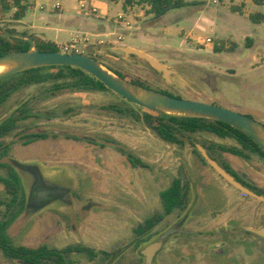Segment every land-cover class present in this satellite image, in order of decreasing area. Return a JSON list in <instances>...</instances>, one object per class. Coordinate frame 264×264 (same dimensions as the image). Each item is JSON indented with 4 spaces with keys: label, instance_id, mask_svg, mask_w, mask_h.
<instances>
[{
    "label": "rangeland",
    "instance_id": "374dc122",
    "mask_svg": "<svg viewBox=\"0 0 264 264\" xmlns=\"http://www.w3.org/2000/svg\"><path fill=\"white\" fill-rule=\"evenodd\" d=\"M102 1L109 5L111 14L118 10L119 5ZM188 1L194 4L168 11L159 25L151 19L144 20L139 29L141 36L146 37L148 26L153 27V37L163 35L157 31L164 33L159 43L162 48L171 49L161 52L152 46L147 50L178 73L172 84L166 83L146 60L120 51L100 55V64L119 72L126 81L137 80L182 99L230 106L264 124V21L255 24L248 17L256 11L264 14V6L252 7L250 1L248 5L235 4L239 0ZM56 2L69 9L76 4L74 0H30L23 24L12 20V9L2 15L0 28L22 33L26 26H42V17L46 16L61 26L59 15L65 18L72 12H50ZM241 4V10H231ZM136 9L143 17L146 10ZM123 35L125 42H130V36ZM207 37L212 43L204 45L202 41ZM70 39L65 33L58 42L63 45ZM220 42L227 49L232 44L234 48L215 52L213 48ZM107 46L103 48L108 50ZM95 48L84 49V55L96 53ZM52 86L50 81L15 92L0 108V121L17 113L20 107L31 110L32 116L19 120L4 143L12 147V159L37 165L45 180H56L59 174L73 192L69 197L72 207L58 202L39 210L29 208L8 230L13 244L56 249L80 244L108 254L100 253L88 260L85 255L73 253L75 264H143L139 250L182 221L181 229L197 233L170 236L155 257L156 264H264V242L242 229L264 222V202L226 183L194 153L192 142L196 149L201 145L199 141L213 145L210 152L219 162L264 192L263 159L248 152V157L242 158L222 151L219 145L238 144L231 138L208 133L196 134L183 145L165 142L143 120L145 113L154 116L155 111L139 107L111 90L55 92ZM26 130L54 131L57 137L23 146L19 136ZM129 156L132 162L138 160L142 164L133 165ZM174 178H180L187 189L185 206L156 223L142 235L147 242L139 243L133 229L146 218L161 213L160 192ZM25 188L28 192L29 188ZM0 193L4 194L2 186ZM247 239L254 240L257 246H244ZM222 240L225 245L226 240L235 244L230 247L231 256L225 259H221ZM0 264L20 263L0 252Z\"/></svg>",
    "mask_w": 264,
    "mask_h": 264
},
{
    "label": "trees",
    "instance_id": "16d2710c",
    "mask_svg": "<svg viewBox=\"0 0 264 264\" xmlns=\"http://www.w3.org/2000/svg\"><path fill=\"white\" fill-rule=\"evenodd\" d=\"M115 1V0H109ZM126 5H129L133 2V0H125ZM251 2L256 6H264V0H251ZM137 4H144L148 6V9L145 11V15H151V20L153 22L159 21L168 11L182 8L186 6H190L194 4V1H186V0H136ZM244 4L237 6H232L231 10L233 12H237L241 10ZM29 7L28 0H0V21L1 17L4 13L11 11L14 9L12 13V20L19 21L21 20L27 9ZM249 20L252 23L260 24L264 21V14L260 11H256L254 13L249 14ZM1 32H16L14 29H1ZM23 35H27L31 37L34 41V47L38 51H49V52H60L58 45L52 42L45 41H37L33 36L28 35L26 32H22ZM250 41V39H247ZM29 42L23 38L17 37H6L0 34V56L5 55L10 52L15 51H27L29 49ZM234 48V44L227 49L224 42L217 43L214 46L215 52H222L227 50H232ZM87 56L95 58L99 61L100 55L92 52H88L85 54ZM56 70L55 73H52V70ZM109 69V68H108ZM112 71L114 74L119 76L122 79L125 77L119 72ZM52 82L55 92L61 91H69V92H77V91H87V92H101V91H109L108 88L105 87L103 83L97 80L92 75L83 71L82 69L72 67V66H64V65H53V66H42L27 69L24 71L17 72L15 74L9 75L0 80V104L5 102L12 93L19 90L20 88H25L29 86L38 85L41 86L48 82ZM129 82L148 88L143 82L137 80H129ZM154 90V89H153ZM158 91V90H157ZM162 93H166L168 95L174 96L169 92L160 91ZM180 98L179 96H175ZM116 110V109H114ZM123 113L122 111L118 110ZM23 115H19V117H15V114L9 116L3 122L0 123V136L8 132L14 125L15 122ZM21 119V118H20ZM143 120L145 124L155 133L157 137L161 140L183 145L187 140H192L195 138L196 134L208 133L212 134L219 138H231L237 142L240 146H231L225 147L223 145H219L218 148L222 151L229 152L233 155L240 156L243 158L247 157V152L252 153L260 157L264 160V151H262L254 141L242 133L241 131L235 129L234 127L224 123L222 121L201 118V117H190V116H180V115H172L166 113H156V115H151L149 113H145L143 115ZM46 133L41 132L40 134H35L29 137V141L44 138L46 137ZM199 143L207 150L210 157L213 159L214 156L210 152L212 150L213 145H207L205 142ZM192 146L194 147V153L198 155L200 160L207 164L205 160L202 158L200 153L195 148V143L192 142ZM130 160V156L128 157ZM217 161V160H216ZM130 162H132L130 160ZM219 163V162H218ZM133 165H141L138 160L132 162ZM220 164V163H219ZM226 171L230 172L229 168L220 164ZM16 177L17 189L22 190L20 178L18 175ZM245 185L243 182H241ZM249 189L257 192L253 187L247 186ZM187 189L183 186L180 178H174L170 185L160 192V200L162 205V211L160 214L150 216L146 218L142 223L138 224L136 228L133 229V233L135 236L139 237L145 234L147 231L151 230L154 225L164 217L171 215L174 211L180 210L185 206ZM264 195L263 193H261ZM7 223L1 222L0 224V250L4 257L7 259H18L23 261L25 264H75L74 260L71 258L73 253L82 254L87 257L88 260L95 259L98 254H106V252L101 251L97 252L94 249L76 244L67 246L63 249L49 248L46 245H40L38 247L30 248L21 245H14L10 241V238L6 232Z\"/></svg>",
    "mask_w": 264,
    "mask_h": 264
},
{
    "label": "water",
    "instance_id": "95a60500",
    "mask_svg": "<svg viewBox=\"0 0 264 264\" xmlns=\"http://www.w3.org/2000/svg\"><path fill=\"white\" fill-rule=\"evenodd\" d=\"M0 34L6 37L23 38L30 44L27 51H15L0 56V63H14V66L10 70L0 74V80L17 72L36 67L53 65L76 67L95 77L115 94L139 107L157 113L201 117L222 121L250 137L254 143L264 151V140L260 137V134H264V124L246 116L245 114L239 113L233 107L218 106L201 101L177 98L166 93L148 89L120 78L109 69L104 68L100 62L93 57L80 53L68 54L62 52L38 51L34 47L33 39L27 35L18 32L9 33L1 31ZM124 51L128 54L130 53L131 56H137L146 60L156 71L161 73L163 80L168 84H172V79L178 77V73L175 70L170 69L165 64L144 52L128 48H125ZM168 111H175L176 113ZM197 150L200 152L205 162L226 183L235 187L243 194L264 202L263 195L255 193L237 181L232 174L226 171L216 160L208 155L206 149L202 145H197ZM182 223L183 222L180 221L170 226L155 240L145 244L139 250V254L144 259L143 264H156L155 257L170 236L174 234L197 233L196 231L181 229ZM243 229L264 238V227L257 229L244 227Z\"/></svg>",
    "mask_w": 264,
    "mask_h": 264
},
{
    "label": "flooded vegetation",
    "instance_id": "af4514ba",
    "mask_svg": "<svg viewBox=\"0 0 264 264\" xmlns=\"http://www.w3.org/2000/svg\"><path fill=\"white\" fill-rule=\"evenodd\" d=\"M20 89H22V88H20ZM17 91H15V92H17ZM14 93H12L11 96ZM8 99L5 100V102H3L2 104H0V108L8 101ZM14 112L12 114H10V116L13 114H15V117L16 116L19 117V115H23V116H21L20 117L21 119L19 118L15 122V125L8 132H6L2 136H0V186H2L4 189V194L1 195V193H0V224H1V222L7 223V226H6L7 227V229H6L7 234H8L9 228L19 219V217L22 214H26L27 211L29 210V208H32L33 210H39V209H42L48 205H51L53 203H58V202L59 203H67L68 205H70L69 207H72V205H71L72 201L70 200V198L72 197V194H73V192L65 184L66 181L63 182L62 181L63 179L59 177V174L57 176H55L56 180H53V179L45 180L43 178V176H41V172L39 171L37 165L27 164V163H25L26 161H23V163H18L16 160L11 158L10 155H11L12 147L10 145H8L7 143H4V138L7 135L14 132L19 120H25V119L29 118L30 116H32L31 110L28 107H20L18 109L17 113L16 112L14 113ZM8 117H5L3 120L0 121V123L3 122ZM41 132L46 133L47 136L44 138H38V139H35L32 141H29L30 136L35 135V134H40ZM50 136L55 138V137H57V134L54 131H51L49 133L47 131H35V132L33 131L32 132V131L26 130V131L22 132L19 136L21 139L20 144L23 146H26V145L32 144L36 141L46 140ZM72 139L73 140H80V138H78V137H73ZM84 139L88 143L96 145V143H94L91 139H88L86 137ZM98 146L103 147L102 144H99ZM238 147H240V146L238 145ZM206 152H207V150H206ZM247 157H248V155H247ZM214 160H217V159L215 158ZM217 162H219V161L217 160ZM219 163L222 164L221 162H219ZM224 165H226V164H224ZM226 166L229 168V170L231 172H233V174L230 172L229 173L232 174L237 181H239L240 183L243 182L245 184L244 186H246V187L247 186L253 187L257 191V192H255V191L254 192L257 194H260V195H262L261 193L264 194V192L259 190L258 187L256 186V184H254L252 181L248 180L245 176L239 174L238 172L233 170L228 165H226ZM18 170H20V172L22 173L23 179L21 178ZM16 175H18L20 178L22 190L17 189V184H16V180H15ZM51 180H53V181H51ZM59 181L63 182L64 184L60 183ZM24 184L29 188L28 192H26V188H25ZM247 188H249V187H247ZM252 226L255 229L260 228V227H264V222L262 224H259L256 226H254V225H252ZM249 228H252V227H249ZM243 231L245 233L253 235L257 239H259V242L260 241L264 242V238L257 236L254 233L248 232L244 229H243ZM8 236H9V234H8ZM224 237H226V235ZM9 238H10V236H9ZM223 240H225V239H223ZM223 240L221 242V259H225V258L230 257L231 256V254H230L231 248L230 247H233V245H235L232 240H226V245H225V243H224L225 241H223ZM10 241H11V238H10ZM137 241L139 243L147 242V241H145V237H143L142 235L137 237ZM12 244H13V242H12ZM243 244L247 248L250 247V249L257 246L256 242L254 240H248V239L243 241ZM262 244H264V243H262ZM21 246H25V245H21ZM25 247H28V246H25ZM30 248H34V247H30ZM250 249H249V252L247 251V253H249V254H250ZM0 252H1V250H0ZM263 254H264V250H262V256H263ZM157 255H158V253H157ZM9 260L16 261L20 264H25L23 261L18 260V259H9Z\"/></svg>",
    "mask_w": 264,
    "mask_h": 264
},
{
    "label": "crops",
    "instance_id": "0c3cea01",
    "mask_svg": "<svg viewBox=\"0 0 264 264\" xmlns=\"http://www.w3.org/2000/svg\"><path fill=\"white\" fill-rule=\"evenodd\" d=\"M74 1L76 2V4L70 9L64 8L63 4L59 2H56L51 5L50 12H57V13L63 11L72 12V14L68 15L65 18H62V16L59 15L58 21L61 24V26H59V24L57 26L54 25L51 22L50 17L46 16V17H42L43 20L42 26L40 27L26 26L24 27L25 32L28 35L33 36L37 41L52 42L56 45L61 44L60 42H58V39L65 33H69L71 39L76 36H80L81 38L84 37L88 40L86 48L96 47L95 52L96 54L99 55H103V54L108 55L109 52L120 51L123 52L125 56H128L130 55V53L128 54L124 51L125 48H128L134 50L139 49L144 51L145 53H149L150 55L156 57L155 54H153V52H149L147 48L156 46L159 47L161 52L166 51V49H171L168 47L167 48L161 47L159 42L161 41L162 38H164L162 37L164 33L162 31H157L163 35L159 37H153L152 34H154L155 32L152 31L153 27L151 26H148V29H146V34L149 37L141 36L139 32L140 25L144 20H150L151 15L144 14V16L141 17V13L136 8L139 7V8H144V10H147L148 9L147 5L144 4L141 5L137 3L133 4V2L129 5H126L124 2L125 0H115V1L107 0L109 2L115 3L116 5H119L118 10H116L114 14H111V8L104 1L85 0L89 7L95 9L94 13H92L91 15H86L82 13L79 8L80 0H74ZM248 1H250V5L252 7L256 6L251 2V0H245V1L239 0L238 3L235 4H239L241 2L248 5L249 4ZM28 3L30 6V0H28ZM118 15L125 16V20L129 23V27H126L123 24L116 23L115 18ZM22 19L16 22H18L19 24H23ZM161 19L155 22V24L159 25ZM122 33L123 34L125 33L130 36V42L128 43L125 42L124 40L125 38ZM118 36H121L122 40H118ZM106 45H108L107 47H109L108 50L103 48ZM97 46H99L100 48L99 47L97 48ZM156 59L160 61V59H158L157 57Z\"/></svg>",
    "mask_w": 264,
    "mask_h": 264
},
{
    "label": "built area",
    "instance_id": "2783aa9c",
    "mask_svg": "<svg viewBox=\"0 0 264 264\" xmlns=\"http://www.w3.org/2000/svg\"><path fill=\"white\" fill-rule=\"evenodd\" d=\"M214 3H216V1H213ZM79 8L81 10L82 13L86 14V15H91L92 13L95 12V9L91 8L88 6L87 2L85 0H80L79 1ZM116 23L118 24H123L126 27H129V23L125 20V16L124 15H118L115 18ZM118 40H122L121 36H118ZM87 42L88 40L86 38H81L80 36H76L73 37L72 39H70V41L66 44L63 45H58V48L60 50V52L62 53H80V54H84V49H86L87 47ZM202 43L204 45H209L212 43V39H210L209 37L203 39Z\"/></svg>",
    "mask_w": 264,
    "mask_h": 264
},
{
    "label": "bare ground",
    "instance_id": "6f19581e",
    "mask_svg": "<svg viewBox=\"0 0 264 264\" xmlns=\"http://www.w3.org/2000/svg\"><path fill=\"white\" fill-rule=\"evenodd\" d=\"M13 66H14V63L12 62L0 63V74L10 70ZM168 112L176 113L175 111H168ZM260 137L264 140V134H260Z\"/></svg>",
    "mask_w": 264,
    "mask_h": 264
}]
</instances>
